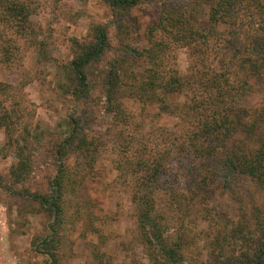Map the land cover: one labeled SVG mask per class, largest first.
Masks as SVG:
<instances>
[{
  "label": "trees",
  "instance_id": "trees-1",
  "mask_svg": "<svg viewBox=\"0 0 264 264\" xmlns=\"http://www.w3.org/2000/svg\"><path fill=\"white\" fill-rule=\"evenodd\" d=\"M103 1L111 22L94 25L90 40H75L67 89L76 102H102L113 116L110 138L119 177L132 188L138 239L150 261L264 264V0ZM0 2L5 23L19 33L31 29L26 0ZM144 2L159 3L160 15L147 27L144 44L136 45L125 17ZM181 48L189 57L186 74L171 65ZM11 87L1 84L5 92ZM97 89L100 95L93 98ZM126 99L138 101L144 116L156 105L177 120L145 128ZM84 117L71 116L66 134L46 151L55 173L33 190L28 185L40 148L28 127L15 137L20 118L0 108V126L17 156L10 176L23 185L21 195L49 213L50 234L37 245L53 258V247L66 235L62 230L77 214L69 215L68 208L108 147L107 140L90 134ZM220 192L237 204L234 217L215 214ZM194 215L207 231L187 225Z\"/></svg>",
  "mask_w": 264,
  "mask_h": 264
},
{
  "label": "rangeland",
  "instance_id": "rangeland-1",
  "mask_svg": "<svg viewBox=\"0 0 264 264\" xmlns=\"http://www.w3.org/2000/svg\"><path fill=\"white\" fill-rule=\"evenodd\" d=\"M26 1L32 8V27L26 33H19L16 27L3 21L0 2V108H9L20 118L15 137L28 127L32 143L40 148L28 186L33 190L46 186L55 173L46 151L53 149L66 134L68 120L77 113L85 116L90 134L107 140L108 147L102 148L94 173L87 177L81 193L68 208L69 215L77 214L62 230L66 235L62 244L53 247L56 256L53 258L37 245L50 234L51 217L46 209L19 193L23 185L16 184L10 176L17 156L8 143L6 129L0 126V264H152L146 247L138 239L132 188L119 177V156L110 138L113 116L104 103L85 106L76 102L67 89L70 82L66 65L75 57V40H90L94 25L109 24L111 8L103 0ZM159 15L157 2H144L126 13L133 44H144L147 27ZM109 30L117 44L115 28L110 25ZM173 55L171 65L186 74L187 50L177 49ZM3 83L12 87L5 92L1 89ZM96 95H100L99 89L93 92V98ZM181 100L182 97L174 98L176 102ZM125 102L145 128L170 126L177 120L160 113L156 105L149 106L148 115L144 116L139 112L142 106L138 101ZM236 208L237 204L226 193L220 192L214 202L215 214L226 212L234 217ZM88 220L98 232L92 231L93 225ZM187 225L199 231H207L208 226L198 215L192 216ZM199 244L205 249L202 237Z\"/></svg>",
  "mask_w": 264,
  "mask_h": 264
}]
</instances>
